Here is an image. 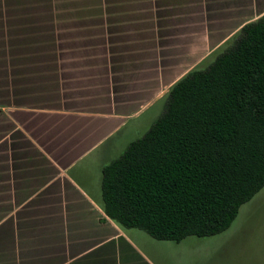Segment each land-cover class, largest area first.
Wrapping results in <instances>:
<instances>
[{"label":"crops","instance_id":"0c3cea01","mask_svg":"<svg viewBox=\"0 0 264 264\" xmlns=\"http://www.w3.org/2000/svg\"><path fill=\"white\" fill-rule=\"evenodd\" d=\"M2 2L0 264H157L104 214L106 165L89 178L79 161L264 15V0H108L98 16L75 0Z\"/></svg>","mask_w":264,"mask_h":264},{"label":"trees","instance_id":"16d2710c","mask_svg":"<svg viewBox=\"0 0 264 264\" xmlns=\"http://www.w3.org/2000/svg\"><path fill=\"white\" fill-rule=\"evenodd\" d=\"M5 30L1 21L0 106L9 103ZM228 45L175 82L161 117L102 169V210L120 228L175 243L212 237L264 188V15Z\"/></svg>","mask_w":264,"mask_h":264},{"label":"rangeland","instance_id":"374dc122","mask_svg":"<svg viewBox=\"0 0 264 264\" xmlns=\"http://www.w3.org/2000/svg\"><path fill=\"white\" fill-rule=\"evenodd\" d=\"M57 1H59V8H62L64 4H66L65 8L69 7L68 0ZM99 1L102 0H75V6L78 4L75 13L94 15L108 13V0H103L107 6L102 12ZM135 8L136 6H133V9ZM174 9L179 10L180 8L175 7ZM129 10L130 8L127 9V11ZM63 26L67 28L69 25ZM88 28L94 30V27ZM100 29L101 27H97V31ZM84 40L77 39L72 42L78 45L83 42L87 44L96 41V39ZM228 46L226 43L222 49L220 48L221 50L218 49L211 54L200 63L199 68L205 69ZM167 102L168 93L146 106L140 115L129 121L119 133L108 139L88 157L81 159L79 168L88 172L86 177L96 178V173L100 172L102 166L119 159L131 142L141 139L164 113ZM91 181L94 182V180ZM135 231L146 240L143 246L157 264H264V188L240 207L230 227L218 235L205 238L190 236L179 243H175L157 241L142 230L135 229Z\"/></svg>","mask_w":264,"mask_h":264}]
</instances>
